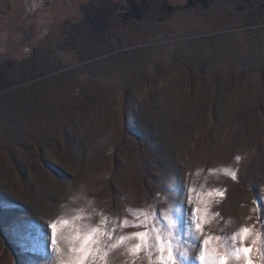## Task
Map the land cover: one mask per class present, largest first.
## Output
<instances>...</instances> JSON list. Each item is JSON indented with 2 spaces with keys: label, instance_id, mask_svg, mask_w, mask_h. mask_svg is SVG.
<instances>
[{
  "label": "rangeland",
  "instance_id": "1",
  "mask_svg": "<svg viewBox=\"0 0 264 264\" xmlns=\"http://www.w3.org/2000/svg\"><path fill=\"white\" fill-rule=\"evenodd\" d=\"M185 190L201 241L260 230L264 0H0V264H47L51 222L111 229Z\"/></svg>",
  "mask_w": 264,
  "mask_h": 264
},
{
  "label": "snow or ice",
  "instance_id": "2",
  "mask_svg": "<svg viewBox=\"0 0 264 264\" xmlns=\"http://www.w3.org/2000/svg\"><path fill=\"white\" fill-rule=\"evenodd\" d=\"M225 174L234 181L237 179L234 171ZM189 191L192 190L177 194L175 201L165 198L169 207L163 213L154 208L148 212L127 209L133 220H117L111 229L107 228V218L97 226L74 225V221L67 219L51 222L47 228L52 251L47 264H110V254L116 250L130 257L131 264H136L137 258H147L148 264H264V203L254 201L261 214L258 232L241 227L230 235L208 236L201 241L202 225L210 216L207 208L189 211L185 207L184 198L191 204ZM207 196L222 199L224 191H209ZM83 219L75 217V220ZM117 226L145 230L116 236L113 233ZM180 229L183 237L178 236Z\"/></svg>",
  "mask_w": 264,
  "mask_h": 264
}]
</instances>
